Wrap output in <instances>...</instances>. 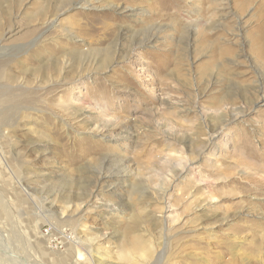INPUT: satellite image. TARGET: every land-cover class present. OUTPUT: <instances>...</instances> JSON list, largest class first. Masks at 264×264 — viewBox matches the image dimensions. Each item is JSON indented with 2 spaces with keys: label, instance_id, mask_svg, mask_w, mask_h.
I'll list each match as a JSON object with an SVG mask.
<instances>
[{
  "label": "rangeland",
  "instance_id": "obj_1",
  "mask_svg": "<svg viewBox=\"0 0 264 264\" xmlns=\"http://www.w3.org/2000/svg\"><path fill=\"white\" fill-rule=\"evenodd\" d=\"M1 74L16 254L264 264V0H0Z\"/></svg>",
  "mask_w": 264,
  "mask_h": 264
},
{
  "label": "bare ground",
  "instance_id": "obj_2",
  "mask_svg": "<svg viewBox=\"0 0 264 264\" xmlns=\"http://www.w3.org/2000/svg\"><path fill=\"white\" fill-rule=\"evenodd\" d=\"M116 10L119 11L120 9H116ZM154 41L155 40H153L151 38L148 39V42H150V44L152 42H154ZM105 61H106V59H105ZM2 76L3 75L1 74L0 75V81L2 80ZM4 106H5V103L3 102V99H0V110H1L2 107L4 108ZM3 120H4V117L0 116V121H3ZM3 123H4V121H3ZM73 205L75 206V207H73V209L75 208V211H73V212H78V213L81 212L80 211L81 210V206L80 205H78V204H73ZM51 206L53 207L54 204H51ZM70 207H72V205L68 206V208L66 209L65 212L69 213L70 212L69 210L71 209ZM51 208L48 211H51ZM5 234L0 232V263L1 264H30L23 257H21L18 254H16L15 250L13 248H10V247L7 246V244H8L7 242H8L9 239H8V236H5ZM65 234L66 233H64V232L59 230V232L57 234L58 235L57 237L60 238V239L69 240L71 243L75 244V246H78V247H81V245H82V247L84 248V251L88 252V254L92 257L93 260L96 261V263L104 264L105 259H103V258L98 256V255H100L99 252H97V254L95 253V255L92 254V252L91 251L89 252L88 248H86L85 245H83V243H81L79 241V239L75 236V234L70 235V237L68 236V238L65 237ZM149 253H150L149 249L144 248L142 243L140 241H137V240L132 244V246L129 248V250L126 249V248L122 250V256L128 261H129V255L131 256V254H133L134 257L135 256L137 257V255H139L140 257H147V256H149ZM95 256H97V258ZM140 257H137V258H140ZM144 263H145V261H143V264Z\"/></svg>",
  "mask_w": 264,
  "mask_h": 264
}]
</instances>
